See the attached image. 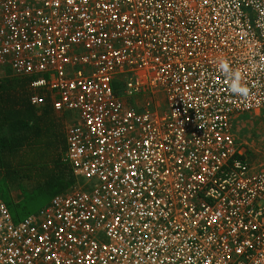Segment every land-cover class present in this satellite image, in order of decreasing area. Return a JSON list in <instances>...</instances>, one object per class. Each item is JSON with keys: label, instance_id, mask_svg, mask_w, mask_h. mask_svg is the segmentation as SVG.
Returning <instances> with one entry per match:
<instances>
[{"label": "built area", "instance_id": "2783aa9c", "mask_svg": "<svg viewBox=\"0 0 264 264\" xmlns=\"http://www.w3.org/2000/svg\"><path fill=\"white\" fill-rule=\"evenodd\" d=\"M1 70L65 118L74 184L19 220L0 198V264H264L233 133L264 110V0H0Z\"/></svg>", "mask_w": 264, "mask_h": 264}, {"label": "trees", "instance_id": "16d2710c", "mask_svg": "<svg viewBox=\"0 0 264 264\" xmlns=\"http://www.w3.org/2000/svg\"><path fill=\"white\" fill-rule=\"evenodd\" d=\"M31 81L12 76L0 82V198L16 220L33 213L21 216L23 200L54 197L74 184L64 162L65 118L53 113L48 100L36 112L29 102L34 95ZM19 183L25 187L19 189L22 201L13 211L7 198L10 187Z\"/></svg>", "mask_w": 264, "mask_h": 264}, {"label": "rangeland", "instance_id": "374dc122", "mask_svg": "<svg viewBox=\"0 0 264 264\" xmlns=\"http://www.w3.org/2000/svg\"><path fill=\"white\" fill-rule=\"evenodd\" d=\"M8 77H12L8 70L0 71V81ZM159 99L162 102L165 101L162 95H159ZM64 126L65 119L63 120V130ZM233 133L236 143L243 148L245 158L250 163L251 168L255 171L264 169V110L256 114H243L235 118L233 121ZM22 187H25L22 183L10 187L11 191L7 200L13 211L22 201L20 195ZM51 197L36 195L31 199H25L26 201L23 200L22 204L25 205V208L21 216H25L46 206Z\"/></svg>", "mask_w": 264, "mask_h": 264}, {"label": "clouds", "instance_id": "9594fccd", "mask_svg": "<svg viewBox=\"0 0 264 264\" xmlns=\"http://www.w3.org/2000/svg\"><path fill=\"white\" fill-rule=\"evenodd\" d=\"M232 89H233V91H235V92H246V89L239 88L238 85H237L236 83H234V84L232 85Z\"/></svg>", "mask_w": 264, "mask_h": 264}, {"label": "crops", "instance_id": "0c3cea01", "mask_svg": "<svg viewBox=\"0 0 264 264\" xmlns=\"http://www.w3.org/2000/svg\"><path fill=\"white\" fill-rule=\"evenodd\" d=\"M1 81H2V80H1ZM1 81H0V82H1ZM36 112H40V111H36ZM62 117H63V116H62ZM63 133H64V130H63ZM50 200H51V199H50Z\"/></svg>", "mask_w": 264, "mask_h": 264}]
</instances>
